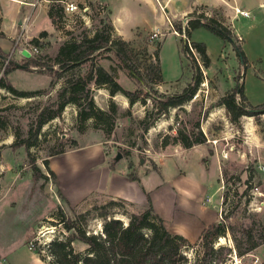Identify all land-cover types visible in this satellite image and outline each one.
Instances as JSON below:
<instances>
[{"label": "rangeland", "instance_id": "374dc122", "mask_svg": "<svg viewBox=\"0 0 264 264\" xmlns=\"http://www.w3.org/2000/svg\"><path fill=\"white\" fill-rule=\"evenodd\" d=\"M183 1L188 6L192 3L171 0L169 7L180 9ZM63 2L74 3L76 10L65 14ZM197 2L188 13L178 14L171 26L159 27L160 21L152 13V21L157 23L153 30L136 25L127 31L123 40L130 46L137 74L121 67L111 51L102 50L93 56V63L123 90L141 88L146 92L143 103L128 105L120 92L110 95L107 85L91 82L89 95L94 105L108 112L113 105L110 118L106 122H80L77 106L67 103L57 117L41 126L36 141L28 148L21 142L29 136L36 113L55 104L56 93L69 75L65 72L56 78L52 72L59 45L91 36L103 24L110 27L111 38H121L118 0H37L27 34L23 37L17 32L16 44L0 40V80L18 91H37L33 96L19 97L0 87V264H51L48 243L66 237L70 232L62 224L85 212L89 214L78 222L87 233L97 234L100 207L124 224L129 214L144 210L146 202L137 211L99 192L104 175L95 178L89 169L106 164L112 170L127 167L128 163L135 175L151 173L143 181L146 187H157L149 195L152 211L168 233L185 239L181 253L187 264H264V113L242 115L232 122L217 103L237 86L241 87L247 108L264 103V0ZM140 7L149 15L152 12L148 4L141 3ZM16 8V3L0 0L5 31L15 20ZM49 8L54 12V24L44 16L43 11ZM114 14L116 27L111 24ZM200 14L227 28L233 40L204 26L189 29V35H173L172 25L183 32L187 21ZM40 31L45 35L39 37ZM32 38L37 41L32 42ZM184 40L189 44L201 42L207 60L204 62L191 44L184 52ZM236 46L243 57L237 55ZM25 54L40 65L13 68L23 64L28 58ZM49 64L51 71L46 68ZM155 66L160 68L159 82L153 73ZM185 89H193V93L184 104L155 115L157 98ZM235 100L240 102L237 96ZM143 119L151 122L146 131L139 122ZM198 130L204 138L201 143L185 148L173 139L179 131L193 138ZM58 150L68 154L50 156ZM44 160L58 177L46 173ZM212 224L219 225L223 232L208 238L204 247L200 235ZM247 230L251 240L258 242L251 251H246ZM72 247L76 252L85 248L78 243H72Z\"/></svg>", "mask_w": 264, "mask_h": 264}, {"label": "trees", "instance_id": "16d2710c", "mask_svg": "<svg viewBox=\"0 0 264 264\" xmlns=\"http://www.w3.org/2000/svg\"><path fill=\"white\" fill-rule=\"evenodd\" d=\"M46 14L50 22L54 24L52 8H49ZM105 26L103 24V28L96 30L91 36H83L79 40H66L59 45L53 58L56 68L52 72L56 78L61 77L65 72L69 75L67 74L68 76L65 78L63 85L56 93L55 104L46 105L36 113L33 128L31 130L30 127L28 131L29 136L21 142V145H24L25 148L34 144L41 126L57 117L67 103H73L77 106V119L80 122L87 119H103L106 122L107 118H110L111 111H113V105L110 104L109 112L94 105L89 95V84L91 82L96 85H107L110 95L120 92L126 98L128 105L136 101L144 102L143 98L147 93L143 92L141 88L133 91L123 90L113 82L111 76L100 65L93 63V56L96 53L102 50L111 51L118 59L121 67L138 73L135 65L131 62V50L128 42L119 37L111 38L110 27L106 26V29ZM201 26L207 27L221 37L233 40L227 28L216 23L210 16L202 14L188 20L183 32L179 26L172 25L175 32L178 34L184 33L185 35H189V29ZM44 35V31H40L38 34L39 37ZM36 39L32 38L31 41L36 42ZM190 44L205 62L207 56L204 45L196 41H192ZM183 49L185 52L187 47L184 46ZM235 49L238 50L236 51L237 55L240 58L243 57L239 47L236 46ZM85 63H87V69L81 72V67ZM39 65L35 58L28 57L25 58L22 65L15 64L12 67L25 68ZM51 65L46 66L50 71L52 69ZM153 70L156 82H159L161 80L159 66H155ZM138 75L142 77L140 74ZM52 84L53 80H50L49 85ZM0 87L19 97H30L37 93V91H18L4 80H0ZM192 93L193 89L190 91L185 89L178 94L166 95L163 99L157 98L154 101L155 115L167 111L168 108L181 106L190 98ZM236 96L240 102L235 100ZM243 99L241 87L237 86L222 95L217 103L224 107L229 120L232 122H235L242 115L254 116L264 113V103L254 108H247L243 104ZM139 122L142 124L143 131H146L151 125V122H146L144 119ZM192 137L190 138L187 134L179 131L173 139L178 140L185 148L193 143L204 141L199 130ZM72 144H75V142L72 141ZM164 144L166 142L162 143V145ZM63 153V150H58L50 156H61ZM42 166L46 173L54 178V174L47 167L48 162L46 160L42 162ZM126 178L130 182L137 181L131 163L127 164ZM146 203L148 206L144 210L139 213H131L126 217V224L121 219L109 215L104 206L100 207L103 212L101 211L97 215V218L101 220L100 231L97 234L87 233L78 222L84 219L89 214L88 212L76 216L74 220H67L62 224V228L70 233L62 239L54 238L46 247L51 264H187L186 258L181 253L185 239L179 235L168 233L164 229L162 221L153 213L147 197ZM121 215L125 214L122 213ZM222 232L223 229L217 224L208 226L200 235L202 245L206 247L208 238L219 237ZM245 233L248 242L246 251H251L258 245V242L251 240L250 230ZM72 243H78L85 248L82 252H76L73 250ZM209 248L211 249L210 246ZM192 264L198 263L196 261Z\"/></svg>", "mask_w": 264, "mask_h": 264}, {"label": "crops", "instance_id": "0c3cea01", "mask_svg": "<svg viewBox=\"0 0 264 264\" xmlns=\"http://www.w3.org/2000/svg\"><path fill=\"white\" fill-rule=\"evenodd\" d=\"M10 1L18 5V8H16L14 12L15 20L16 19L18 20L11 21L9 25V29L5 31L4 25L2 22V17L0 18V33L2 34L0 36V40H3L11 45V43L16 44V41H18L19 39L17 32L21 34L23 37L25 34H27V30H28L27 27H29L31 14L35 6L34 4L33 5L29 4L31 3L30 0H10ZM170 2L171 0H118V35L123 40L124 38H126L127 31L132 26H136V25L142 28L149 27L151 30H153L157 25L155 21H152L154 19V16L156 20L160 21L159 27L168 25L166 20H169L171 24V21L179 17L177 16L178 14L188 13L191 10V5L192 7H194L196 4H199L197 0H191L192 3H190L188 6L187 2L183 1L180 4L181 8L176 9L175 7H169ZM141 3L150 5L151 11H152L150 12V15L148 11L140 7ZM164 6H168V8L166 9ZM43 12L45 14L44 16L46 20H48L49 22L50 20L46 14V10ZM152 13L154 16L152 15ZM116 16L117 15L114 14L111 19V24L114 27H116L117 25ZM50 23L51 22H49V24ZM171 32L173 33V35H175L176 33L175 31H171ZM2 48L3 47L1 44L0 49L2 50ZM67 154H62L61 156L64 157ZM91 157H92L91 159L98 158L97 156L96 157L91 156ZM52 160L53 159H51L50 162ZM89 169H90L91 174L95 178L98 177L100 173L104 175L105 181L102 183L103 186L100 187L101 190L99 192H104L109 197L120 199L126 202L127 204H129L130 207L138 208L137 211H141L143 209L144 203L146 202V197H147L149 200V205L152 209V204H151L149 195L154 190V188H157V187H153V186L146 187L143 181V178L150 175L151 173H149L148 175H142L139 172H137L136 174L137 181L130 182L126 178L127 167H124V166H118V169L110 170L106 164H102L101 166L97 168H94V169L89 168ZM51 172H53L54 176L58 175L53 170ZM159 179H160V183H163V181L161 180V177H159ZM62 195L67 201H69V198L67 195H65L63 192H62Z\"/></svg>", "mask_w": 264, "mask_h": 264}, {"label": "built area", "instance_id": "2783aa9c", "mask_svg": "<svg viewBox=\"0 0 264 264\" xmlns=\"http://www.w3.org/2000/svg\"><path fill=\"white\" fill-rule=\"evenodd\" d=\"M35 2H37V0H34V2H31L29 4L33 5V4H35ZM62 10H63V12L65 14H71V13H73L76 10V5L74 3H72V2H63ZM238 14H240L242 16H246L247 12L246 11H239ZM166 21H167V24L169 26H171L169 20H166ZM184 46L191 48L190 44H189V42L187 40L186 41L184 40Z\"/></svg>", "mask_w": 264, "mask_h": 264}, {"label": "water", "instance_id": "95a60500", "mask_svg": "<svg viewBox=\"0 0 264 264\" xmlns=\"http://www.w3.org/2000/svg\"><path fill=\"white\" fill-rule=\"evenodd\" d=\"M24 53V52H23ZM26 55V57H28V54H25Z\"/></svg>", "mask_w": 264, "mask_h": 264}]
</instances>
